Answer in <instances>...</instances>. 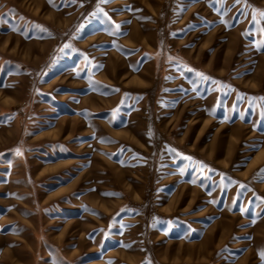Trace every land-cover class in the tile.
<instances>
[{"label":"rangeland","instance_id":"1","mask_svg":"<svg viewBox=\"0 0 264 264\" xmlns=\"http://www.w3.org/2000/svg\"><path fill=\"white\" fill-rule=\"evenodd\" d=\"M261 12L0 0V264H264Z\"/></svg>","mask_w":264,"mask_h":264},{"label":"snow or ice","instance_id":"2","mask_svg":"<svg viewBox=\"0 0 264 264\" xmlns=\"http://www.w3.org/2000/svg\"><path fill=\"white\" fill-rule=\"evenodd\" d=\"M100 11H102V9H98ZM261 15L264 16V12H261ZM200 75H203L202 73H200ZM17 151L19 152V149H17ZM261 256L264 257V252L261 253Z\"/></svg>","mask_w":264,"mask_h":264}]
</instances>
